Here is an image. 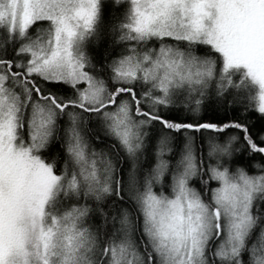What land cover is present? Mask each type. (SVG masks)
Wrapping results in <instances>:
<instances>
[{
	"label": "snow or ice",
	"instance_id": "obj_1",
	"mask_svg": "<svg viewBox=\"0 0 264 264\" xmlns=\"http://www.w3.org/2000/svg\"><path fill=\"white\" fill-rule=\"evenodd\" d=\"M0 264H264V0H0Z\"/></svg>",
	"mask_w": 264,
	"mask_h": 264
},
{
	"label": "trees",
	"instance_id": "obj_2",
	"mask_svg": "<svg viewBox=\"0 0 264 264\" xmlns=\"http://www.w3.org/2000/svg\"><path fill=\"white\" fill-rule=\"evenodd\" d=\"M200 115H202L203 117H205L207 119H212V120H215L218 118H223L225 115H227L231 118H236V117L245 118V117H247L249 122L252 124H255L256 127H259L261 124V121L259 120V113H255L251 110L248 113H245L243 108L240 107L239 105L234 106L227 113L224 111L217 110L215 107H210V108L202 110Z\"/></svg>",
	"mask_w": 264,
	"mask_h": 264
}]
</instances>
